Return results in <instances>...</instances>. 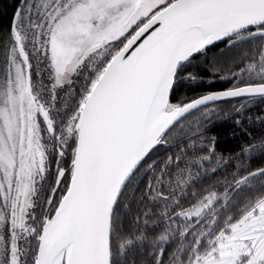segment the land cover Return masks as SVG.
<instances>
[{
  "label": "snow or ice",
  "instance_id": "1",
  "mask_svg": "<svg viewBox=\"0 0 264 264\" xmlns=\"http://www.w3.org/2000/svg\"><path fill=\"white\" fill-rule=\"evenodd\" d=\"M0 16V264H264V0Z\"/></svg>",
  "mask_w": 264,
  "mask_h": 264
},
{
  "label": "trees",
  "instance_id": "2",
  "mask_svg": "<svg viewBox=\"0 0 264 264\" xmlns=\"http://www.w3.org/2000/svg\"><path fill=\"white\" fill-rule=\"evenodd\" d=\"M4 2L5 3H10L11 0H4ZM4 22H6V17L0 16V23H4ZM236 132H237V135L239 137L240 130L237 129ZM230 139H231V136L229 135L228 137L225 138V141L230 140ZM234 144H235V142L233 141V144L231 146H234Z\"/></svg>",
  "mask_w": 264,
  "mask_h": 264
}]
</instances>
